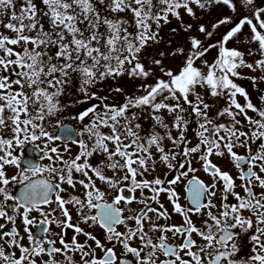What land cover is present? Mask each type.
<instances>
[{"label": "snow or ice", "instance_id": "6c2138e0", "mask_svg": "<svg viewBox=\"0 0 264 264\" xmlns=\"http://www.w3.org/2000/svg\"><path fill=\"white\" fill-rule=\"evenodd\" d=\"M220 4L235 10L232 0H23L19 6L0 0V264H264V107L236 82L241 68L264 72V58L248 63L244 52L227 47L248 25L250 42L264 57V7L223 37L211 63L202 59L208 49L195 36L189 54L183 47L167 53L184 56L176 71L164 66V52L151 61L159 75L141 62L142 51L159 44V29L170 16L188 33L193 25L184 24L183 15L197 18L193 5ZM228 23L224 18L213 27ZM196 30L207 32L203 24ZM125 74L145 81L139 95L111 104L91 91ZM73 81L88 100L101 101L72 117L82 125L75 133L58 118L68 107L60 98ZM205 95L225 100L215 117ZM189 109L198 118L195 144L184 115ZM143 112L154 122L146 135L138 122ZM50 127H61L63 135ZM213 157L230 163L236 175ZM193 161L208 183L188 178L198 171ZM159 165L167 169L164 178L148 179ZM182 184L185 204L174 187ZM174 214L180 223H170ZM241 231L255 254L238 262Z\"/></svg>", "mask_w": 264, "mask_h": 264}, {"label": "rangeland", "instance_id": "374dc122", "mask_svg": "<svg viewBox=\"0 0 264 264\" xmlns=\"http://www.w3.org/2000/svg\"><path fill=\"white\" fill-rule=\"evenodd\" d=\"M232 2L235 6V10L223 4L213 5L206 9H199L193 5L194 10L197 12V18L195 19L190 18L187 15H183V10H181L183 15V23H191L193 25V30L188 33L183 31V27L180 21H177L174 17L170 16L169 20L171 21V23L162 24V27L159 29V44H152L146 47L141 53V62L144 63L146 67L155 69L156 74L159 75L160 73L158 67L152 64L151 61L154 58H161L159 56V53L164 52L166 54L165 57H163L164 66L168 69L176 71L183 64L184 56L172 57L170 55H167V53L171 52L177 47H183L185 49L186 55V53L189 51L190 37L195 36L196 38L200 39L203 45H205L208 49L206 52V56L208 58H206V60L211 63L218 55L219 45L223 37L226 36V34L240 21L245 18H250L256 8L264 7V0H254V3L252 5L247 4L246 0H232ZM224 18H228L230 20V23L222 24L218 27H213L214 25H218L219 21ZM4 19H7V17H5ZM199 24H203L207 28L206 33H200L196 30ZM174 28L177 29V31L173 32ZM208 33H211V35L209 36ZM250 37V28L248 25H244L241 33L230 40L231 42L228 41L227 47L231 46V48L239 49L240 51L245 53V59L248 63H254L256 60L264 57H262L258 51V44L255 42H250ZM212 45L216 46L213 47ZM249 50L252 52V55H248ZM197 63L200 64L199 61ZM239 72L241 74V78L236 79L238 85L243 87L249 93V98L254 104H257L260 107H264V100L261 99L262 97H264V80L260 79V77L264 76V72H261L259 69L253 72L247 68H241L239 69ZM153 82L154 81L151 78H149V80L147 81V83ZM142 83H145V81L141 79L131 78L127 74H125L124 76H121L115 80L108 79L101 81L97 83L95 88L91 89V91L96 92L99 96H108L109 99L107 101H103V103L121 104L125 100V95H139V85H141ZM118 86L124 89L123 93L110 91V89ZM72 87V89L75 88L73 90L74 93H80L78 90V81H73ZM197 91L201 92V94H205L207 92V89H197ZM80 95H82L80 98L78 95H76L75 98L71 96L73 97V100L60 98L62 105H68V107H66L62 113L58 114V118L60 120H62L63 122L76 123V120L72 117L77 115V112L74 110L76 109V106L74 104L75 102H78V98L84 100L86 103L92 104L93 100H88L82 93ZM237 99L241 104L244 103L243 97H237ZM205 100L209 103L214 104V107L210 110V116L212 117H215L217 109L223 108L225 106V100L222 98H211L208 95H205ZM94 101L101 103V101ZM189 113H191V109H189V111L184 114L185 118L190 121L188 138L192 141L193 144H195L197 142L195 133L197 131L196 121L198 120V118L194 114ZM140 115L141 119L138 122L142 124L141 135H146L147 132L151 130L154 122L149 117L147 112L140 113ZM249 115L254 116L255 114L249 112ZM192 117L193 122L191 121ZM166 119L171 120V114H166ZM229 119L230 118L228 117L220 118L222 122H227ZM85 123H88L87 119L85 120ZM156 130L163 134V129L157 127ZM165 144L167 145L168 142L165 141ZM240 152L242 153L243 149H241ZM158 171L166 173L167 169L164 166L159 165L151 174H155Z\"/></svg>", "mask_w": 264, "mask_h": 264}, {"label": "flooded vegetation", "instance_id": "af4514ba", "mask_svg": "<svg viewBox=\"0 0 264 264\" xmlns=\"http://www.w3.org/2000/svg\"><path fill=\"white\" fill-rule=\"evenodd\" d=\"M22 3H23V0H16V4L18 6L20 4H22ZM72 88L73 87H71L70 89H68L67 90V94L64 95V96H62L61 98H65L67 100H73V97L75 98L76 95H78L79 98L82 96V95H80L81 93H74L73 90L75 88L74 89H72ZM71 96H73V97H71ZM79 98H78V101H84V100L79 99ZM93 104H98V102H95L94 100L92 101V104H89V103H86V102H84V103L75 102L74 105L76 106V109H74V110L77 112V115H78L81 111H83L87 107H90ZM191 121L193 122V117H192ZM84 123H85V121H84ZM63 124L66 125V126H68V128L73 129L74 130V133L75 132H79L81 130V128H82V125L77 120H76V123L63 122ZM49 130L52 131L53 134H55V135H63V129L61 127H50ZM71 148H72L71 155H75V153L77 152L76 146L75 145H72ZM27 151H28V155L30 157H34V153L32 152L31 148H29ZM213 160H214V162H217L224 170L230 171V173L232 175H234V176L236 175L237 170L230 163H227L226 160H219L217 158H213ZM38 162L44 163V164L48 163V161H46V160L45 161H38ZM161 166H163V165H161ZM193 167L194 168H197L198 171L195 172V173H190L188 178H191L192 175H196L201 180H203L205 183H208L210 181V177L208 176L207 173H205L203 171V169L200 167V164L199 163H197L196 161H193ZM13 172H15L14 169H13ZM165 174H166L165 172H159L158 171L155 174H151L147 178L148 179H152L153 177L159 175L163 179ZM109 175H111V173H109ZM97 183L99 184L100 182L97 181ZM237 183H239V181H237ZM174 187L177 188V191L180 194L181 203L182 204H185L186 203L185 197L187 195V193L184 191L185 185L182 184V185H177V186H174ZM12 188H13V191L14 192L18 190V186H12ZM77 189L80 190L79 189V185L77 186ZM237 191H240V189H237ZM241 194H243V193L241 192ZM136 195L139 196L140 193L137 192ZM219 196H220V193H218V197ZM106 198L109 199V202L111 201V197H106ZM160 200H161V203H163L165 205V207L168 208L169 212H171L172 211L171 205L168 202L166 195L162 194ZM229 201L231 203H236V201L232 197H229ZM216 202H217L218 207H219V201L217 200ZM54 206L55 205H53V207ZM153 206H156V205H153ZM131 207H140V206L139 205H136V204H133V205H131ZM125 214H127V213H125ZM32 216L36 218L37 223L41 219L39 213H35L34 212V213H32ZM193 220L197 222V226L199 227L200 225H199V221H198L197 217H193ZM75 221H76V216H75V211H73V222H75ZM3 222L4 221H0V223H3ZM180 222H181L180 217L178 215H175V214L172 216V219L170 221V223H172V224H178ZM159 223L164 224L166 222L164 220H160ZM17 226H19V221L17 222ZM52 227H53V229L55 231H59V229H56L55 228V225H53ZM33 230L34 231H37V232L39 231L37 228H34ZM98 231H100V230H98ZM72 234H73L72 231L69 230L68 231V236L71 237ZM156 235H159V233H156ZM167 235L169 237V241L168 242L169 243H172V233H168ZM194 238H196L195 235H194ZM80 239L82 241L83 240V237H81ZM175 242L178 244V243H180V240L177 239ZM236 243L238 245L239 251L233 257V259L237 260L238 262H243V261L250 260L251 256L254 255L255 253L253 252L254 245H253V243H252V241L250 239L249 234L248 233H244V232L241 231L240 232V236H238L236 238ZM57 246H59V244H57ZM98 254H99V250H98ZM77 259H78V257H77Z\"/></svg>", "mask_w": 264, "mask_h": 264}, {"label": "trees", "instance_id": "16d2710c", "mask_svg": "<svg viewBox=\"0 0 264 264\" xmlns=\"http://www.w3.org/2000/svg\"><path fill=\"white\" fill-rule=\"evenodd\" d=\"M207 35V34H206ZM231 42V41H230ZM229 42V43H230ZM230 45V44H229ZM231 48V46H229ZM189 50H190V46H189ZM189 54V51L186 53V55ZM206 58H208L207 56L203 57L202 59L206 60ZM209 60V59H208ZM198 62V61H197ZM200 62V61H199ZM201 63V62H200Z\"/></svg>", "mask_w": 264, "mask_h": 264}]
</instances>
